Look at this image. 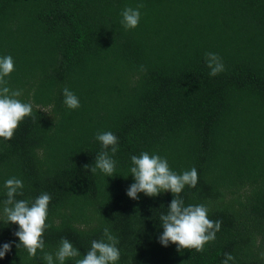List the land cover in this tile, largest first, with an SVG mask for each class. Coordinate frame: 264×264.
<instances>
[{"label":"trees","instance_id":"obj_1","mask_svg":"<svg viewBox=\"0 0 264 264\" xmlns=\"http://www.w3.org/2000/svg\"><path fill=\"white\" fill-rule=\"evenodd\" d=\"M139 9L125 29L121 13ZM224 71L210 76L205 54ZM5 77L31 102L10 140L0 138V264H47L61 238L82 258L108 227L117 237L116 264H264V0H0V57ZM68 87L80 107L68 108ZM118 138L113 176L95 166L97 133ZM166 158L177 174L198 172L185 206L203 204L221 221L216 239L195 249L159 242V217L170 191L126 194L131 156ZM23 182L17 200L51 195L45 246L36 256L17 248V224H4L5 182ZM64 264H75L66 259Z\"/></svg>","mask_w":264,"mask_h":264},{"label":"clouds","instance_id":"obj_2","mask_svg":"<svg viewBox=\"0 0 264 264\" xmlns=\"http://www.w3.org/2000/svg\"><path fill=\"white\" fill-rule=\"evenodd\" d=\"M143 4H138L136 8L126 7L122 13L121 23L125 29H134L138 26ZM205 59L207 67L210 69L209 75L216 76L224 71V65L220 57L215 53H206ZM14 71L13 58L9 56L0 57V138L10 140L14 136L15 130L25 117L33 113L31 102L24 103L18 97L22 95L21 90H11L7 86L5 77ZM63 103L70 109L80 107L78 97L64 87L62 90ZM96 139L102 144L104 150L95 156V166L85 165L92 173L97 169L106 176H113L116 161L112 156L118 151V138L111 131L97 133ZM111 148V154L107 151ZM131 175L134 183L129 186L126 194L136 200L138 194L144 193L146 196L155 197L161 192L170 191L173 194L167 214L159 217L163 228L159 236V242L167 247L169 243L177 245V249H195L203 252L204 246L216 239V233L221 228V221H213L208 218V208L203 205L185 206L179 194L185 186L195 188L198 182V172L195 167L191 170L177 174L170 170L166 158L159 155H150L142 152L139 156H131ZM24 185L18 178H10L5 182L6 199L3 201V223H13L19 226V230L14 233L19 238L20 243L17 248L23 246L30 256L35 257L37 250L43 251L45 242L44 231L49 225L46 223L48 216V206L52 199L47 192L41 193L34 202L27 200H17L16 196L23 195L21 191ZM119 240L112 234L108 227L103 229L102 237L91 242L90 249L81 257L80 251L75 248L67 238H61L60 246L55 252V259L64 264L66 259H74L75 264H116L120 259V251L117 247ZM11 251V243H5L0 247V259ZM43 259L47 264H54L53 255L45 253ZM235 258L230 253H225L223 264H229Z\"/></svg>","mask_w":264,"mask_h":264}]
</instances>
